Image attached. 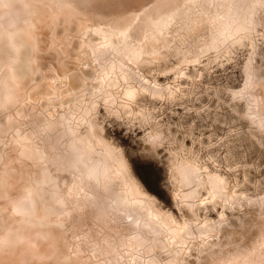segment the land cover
<instances>
[{
  "label": "bare ground",
  "instance_id": "1",
  "mask_svg": "<svg viewBox=\"0 0 264 264\" xmlns=\"http://www.w3.org/2000/svg\"><path fill=\"white\" fill-rule=\"evenodd\" d=\"M0 264H264V0H0Z\"/></svg>",
  "mask_w": 264,
  "mask_h": 264
},
{
  "label": "rangeland",
  "instance_id": "2",
  "mask_svg": "<svg viewBox=\"0 0 264 264\" xmlns=\"http://www.w3.org/2000/svg\"><path fill=\"white\" fill-rule=\"evenodd\" d=\"M238 52L239 53H237L235 55L236 58L234 60H232L229 63L227 62V64L225 65V67L227 66L226 69H225V67H214V68H212L211 69L212 71L210 70V73L208 74L209 76L207 77V79L212 80V82H213L214 81L213 78H215L214 83L218 82V84H220V83L222 84L224 82L225 83L231 82L234 85H239L241 83V80H242L241 79L242 78L241 72H239L240 71L239 69H240L241 62L243 61V59L245 58V55L247 54V51L245 48H243V49L239 50ZM237 57H238V59H237ZM214 73H215V75H214ZM231 74L233 77L231 76ZM218 79H220V80H218ZM222 80H223V82H221ZM224 80H226V81H224ZM155 105L157 107V112L159 114L164 113L163 114L164 116L167 115L168 110L166 111L167 105L165 103L160 102V103H156ZM176 107L181 108V106H179V107L176 106ZM109 130H110L111 134L117 136L119 138V140L124 144L125 148L127 149L128 153L130 154L131 161H132L137 173L142 178V180L146 184V186L151 191L156 193L161 199H163L167 205L172 206L175 209V211L178 212L176 207L173 204L172 194L170 192V185H169V183H167L168 182V180H167L168 179V171L166 170L164 163L156 161L155 159L144 158V157L140 156L139 153L138 154L134 153V150L136 149V144L133 141V139L136 138L135 134L129 135L128 132H126L123 128H115V127L109 126ZM253 158H255V155H252V156L249 155L248 160H250V162H252ZM254 160H257V159H254ZM252 176L254 177V174ZM166 187H168L169 189ZM214 214H216V212H214Z\"/></svg>",
  "mask_w": 264,
  "mask_h": 264
}]
</instances>
